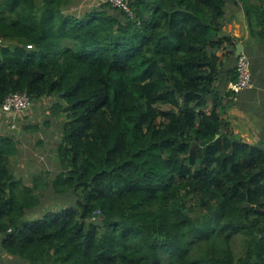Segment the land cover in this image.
I'll use <instances>...</instances> for the list:
<instances>
[{
	"label": "trees",
	"instance_id": "16d2710c",
	"mask_svg": "<svg viewBox=\"0 0 264 264\" xmlns=\"http://www.w3.org/2000/svg\"><path fill=\"white\" fill-rule=\"evenodd\" d=\"M72 1L0 0V103L26 92L63 116L59 172L31 185L12 168L14 136H0V253L264 264V147L223 117L237 77L218 55L237 43L227 0H127L131 14L105 1L80 17ZM46 188L72 202L26 218Z\"/></svg>",
	"mask_w": 264,
	"mask_h": 264
},
{
	"label": "rangeland",
	"instance_id": "374dc122",
	"mask_svg": "<svg viewBox=\"0 0 264 264\" xmlns=\"http://www.w3.org/2000/svg\"><path fill=\"white\" fill-rule=\"evenodd\" d=\"M107 0H74L64 9L66 13L83 16L92 8ZM53 101L44 98L31 103L25 111L13 115L0 112V136L11 134L17 142L18 153L11 162L15 175L24 183L31 185L32 175L44 177L56 175L58 159L56 148L61 140L62 113L55 115ZM231 128V127H230ZM47 173V175L45 174ZM72 202L71 197L56 195L53 189H44L40 204L26 214V218H37L49 210H57ZM4 264H27L18 259H12L4 252L0 253Z\"/></svg>",
	"mask_w": 264,
	"mask_h": 264
},
{
	"label": "crops",
	"instance_id": "0c3cea01",
	"mask_svg": "<svg viewBox=\"0 0 264 264\" xmlns=\"http://www.w3.org/2000/svg\"><path fill=\"white\" fill-rule=\"evenodd\" d=\"M223 29L242 44L252 74L249 89L223 98L222 104H228L223 117L236 137L264 147V0H227ZM235 51L236 47L233 54L218 52L226 59L222 68L225 77L235 72Z\"/></svg>",
	"mask_w": 264,
	"mask_h": 264
},
{
	"label": "built area",
	"instance_id": "2783aa9c",
	"mask_svg": "<svg viewBox=\"0 0 264 264\" xmlns=\"http://www.w3.org/2000/svg\"><path fill=\"white\" fill-rule=\"evenodd\" d=\"M111 6L131 14L127 0H107ZM236 79L228 84V90L238 93L252 86V74L247 56L241 53L235 63ZM31 104L26 92L11 93L0 103V112L17 115L29 108Z\"/></svg>",
	"mask_w": 264,
	"mask_h": 264
},
{
	"label": "water",
	"instance_id": "95a60500",
	"mask_svg": "<svg viewBox=\"0 0 264 264\" xmlns=\"http://www.w3.org/2000/svg\"><path fill=\"white\" fill-rule=\"evenodd\" d=\"M242 53V44L241 43H237L236 45V51H235V56L238 57L240 54ZM218 137V135H217ZM99 213L95 212L93 214L94 218L98 217Z\"/></svg>",
	"mask_w": 264,
	"mask_h": 264
}]
</instances>
